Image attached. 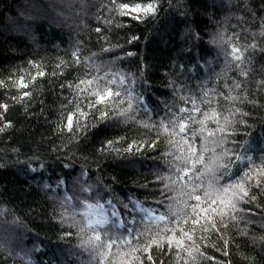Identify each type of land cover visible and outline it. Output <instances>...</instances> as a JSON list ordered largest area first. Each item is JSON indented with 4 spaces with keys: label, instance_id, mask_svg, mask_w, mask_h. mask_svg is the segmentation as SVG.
<instances>
[{
    "label": "trees",
    "instance_id": "16d2710c",
    "mask_svg": "<svg viewBox=\"0 0 264 264\" xmlns=\"http://www.w3.org/2000/svg\"><path fill=\"white\" fill-rule=\"evenodd\" d=\"M0 264H264V0H0Z\"/></svg>",
    "mask_w": 264,
    "mask_h": 264
},
{
    "label": "snow or ice",
    "instance_id": "6c2138e0",
    "mask_svg": "<svg viewBox=\"0 0 264 264\" xmlns=\"http://www.w3.org/2000/svg\"><path fill=\"white\" fill-rule=\"evenodd\" d=\"M121 8H122L123 11H132V12H136V13H141L142 12V13H144L146 15L149 14V13L154 12V10H155L153 4H151V3H149L147 5V7H143V8L139 7V6L133 7V8H129L127 4L122 5ZM232 51L235 54V53L239 52V49L238 48H233ZM234 58L237 59V60L241 59V57L239 55H235ZM91 83L92 82L89 81V84H91ZM20 86L21 87H27V85L22 80L20 81ZM25 95H27V93H25ZM112 95H113V91L111 89H108L105 94L99 95L98 102L103 103L105 99H107L108 97H111ZM115 95L118 96L119 92H116ZM192 103H193V109L182 108L180 111L181 112H190V113L192 111H199V109L196 108L195 103L194 102H192ZM129 107H131V105H129ZM191 119H193V117L191 115H189L187 117H183V118L177 116L175 119L170 120L169 123L172 124L175 127L177 122H179V130H180V132H184L185 131V127H186V121L187 120H191ZM67 124H68V127L71 128V125H72V117L71 116H68ZM193 151H195V149H193ZM236 158L237 159H242L244 157L237 156ZM189 171L190 170H185L184 175H188ZM241 190L243 191V189H241ZM227 191H228V189H225V192H227ZM244 194L246 195L247 193L245 192ZM194 199H196L197 201H200L201 200V196L200 195H196L194 197ZM107 203L111 204L112 202L108 201ZM211 203L212 204H216V200H212ZM222 203H223V201H222ZM230 204H231V202L229 201L228 204L225 205V207H228ZM232 206L234 207V205H232ZM88 207L91 208L92 205H89ZM98 207L100 209H103L104 205L103 204H99ZM141 211L144 212L146 215L151 216V213L148 211V209L141 208ZM202 212L206 213L207 209H202ZM111 215L113 217H116L118 215V213L115 210H113ZM158 219L159 220H164L165 217L164 216H159ZM108 223H110V221L107 220V219H98V220L89 222L88 226L90 228H92L93 231H94V239H95V241H102V234L99 231H96V229L97 228H104L105 225L108 224ZM193 223H199V220L193 221ZM114 226H121V225H114ZM185 235H187V233H185ZM103 236L107 237V231H105L103 233ZM189 239H191L190 236H189ZM113 243H115V241L109 242L108 245H107L108 248H111Z\"/></svg>",
    "mask_w": 264,
    "mask_h": 264
},
{
    "label": "rangeland",
    "instance_id": "374dc122",
    "mask_svg": "<svg viewBox=\"0 0 264 264\" xmlns=\"http://www.w3.org/2000/svg\"><path fill=\"white\" fill-rule=\"evenodd\" d=\"M260 148H263L262 147V144L260 143L259 145ZM246 160V159H245ZM92 207H86L84 213L85 215L87 216V222L89 223L90 221H95V220H98V219H110V218H113V216L111 215V213L113 212V210H115L113 207L112 209L111 208H107V207H103V209H100L98 207V205H95V204H91ZM117 212V211H116ZM150 212V211H149ZM151 213V216H148L146 215L144 212H139L140 214V217L143 219V220H150V221H155L156 219H158L159 215L158 214H154L152 212Z\"/></svg>",
    "mask_w": 264,
    "mask_h": 264
}]
</instances>
